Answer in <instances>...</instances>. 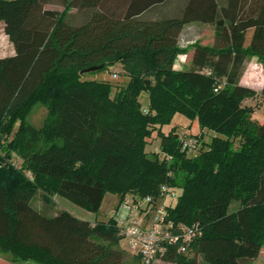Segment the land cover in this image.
Here are the masks:
<instances>
[{"label":"trees","instance_id":"trees-1","mask_svg":"<svg viewBox=\"0 0 264 264\" xmlns=\"http://www.w3.org/2000/svg\"><path fill=\"white\" fill-rule=\"evenodd\" d=\"M168 1L0 0V23L14 47L0 57V251L12 264H123L115 217L92 224L67 211L47 215L31 204L38 190L98 214L107 194L157 198L163 185L180 190L169 218L203 229L191 248L196 257L171 252L166 260L244 264L259 257L264 123L253 129L242 104L256 92L241 80L252 58L264 66V0H188L177 16H146ZM57 4L64 12L46 8ZM73 8L89 13L84 24L67 23ZM207 25L222 46L197 41ZM189 48L200 71H176ZM117 65L130 81L114 97L111 83L82 74ZM37 104L48 111L41 128L28 122ZM178 114L217 134L194 158L181 151L176 127L162 130ZM154 132L159 152L150 154ZM13 154L21 168L3 164Z\"/></svg>","mask_w":264,"mask_h":264},{"label":"rangeland","instance_id":"rangeland-1","mask_svg":"<svg viewBox=\"0 0 264 264\" xmlns=\"http://www.w3.org/2000/svg\"><path fill=\"white\" fill-rule=\"evenodd\" d=\"M58 1L61 2L62 0ZM187 2L188 0H169L164 5L157 6L151 9V11L146 16L148 18H168L177 16L180 14L182 8L185 7ZM46 8L52 11H57L59 13H62L65 10L64 6L60 4L47 5ZM88 17L89 13L87 11L73 8L67 12L66 21L68 24H71L73 26H80L87 21ZM2 25L3 24L0 23V57H6L14 54V47L10 42L8 36L5 34ZM201 34L202 35L200 36V38H197V41H199L202 45L222 46L221 40H219V38L217 37L215 28L212 25H207ZM250 37L251 30L245 28L242 36L243 43H248ZM192 52L193 49L189 48V51L186 54L178 56L174 67L176 71H180L183 69L200 71L199 68L195 67L192 64ZM84 79L111 83L113 85L112 97H114L115 94L120 90L126 88L130 81L128 71L125 70L121 65L114 66L108 71L88 73L85 75ZM243 79V85L253 89L256 92V95L254 97L245 99L242 104L249 109L253 129H255L257 126L264 123V97L261 95L264 88V66L258 58L255 57L250 60L244 73ZM140 101L143 111L146 112L149 106V95L147 93H143L140 97ZM47 114V109L43 105L37 104L30 113L28 122L36 128H41L44 124ZM174 127L178 129L177 133L179 135H181L183 132H187L189 135L195 136L199 139L201 146L197 156L200 155L203 151L207 150V145H209L212 139L217 136V134L212 131L201 129L197 121H190L180 114L174 117L170 126H165L162 130L165 133H169L170 130H172V128ZM17 128L18 124L16 126V129ZM159 142L160 141L157 138V132H154L152 138L148 139L149 144L146 148L147 153L151 154L157 152L156 150L160 145ZM240 143L241 137L237 136L234 139L233 149L239 150ZM25 174L27 176L28 172L26 171ZM177 193H180V190H178ZM132 194L133 193H128L123 200H121V198L117 195L107 194V198H105L103 203V209L98 214L89 212L60 196H54L50 198L42 190H38L31 204L35 209L47 215H53V212L56 209L59 211L66 210L72 215L85 218L86 220H98L97 222L106 223L111 219V217H114L115 211L118 209V207L121 206L122 212L125 210L127 211L126 202L128 200V196ZM238 207V203H233L230 209L231 211H235ZM121 209L119 210L116 217H119L121 215ZM119 237L120 240L117 246L125 253L123 264H138L135 259H137L139 249L136 246H133L126 238H122L121 236ZM196 253L197 247L188 251V253L182 257V259H184V261H189L196 257ZM198 259L200 260V258ZM0 264H12V256L8 253H2L0 251ZM165 264L179 263L177 261L171 262L167 260L165 261ZM244 264H264V248L261 250V253L257 259L245 262Z\"/></svg>","mask_w":264,"mask_h":264},{"label":"built area","instance_id":"built-area-1","mask_svg":"<svg viewBox=\"0 0 264 264\" xmlns=\"http://www.w3.org/2000/svg\"><path fill=\"white\" fill-rule=\"evenodd\" d=\"M5 140L1 141L3 145ZM181 151L188 158L197 156L200 150V141L197 137L183 132L180 135ZM161 160L171 162L172 157L161 154ZM22 161L13 154L3 161L4 165L21 168ZM27 177L32 179L31 173ZM178 190L168 185L161 187L159 197L128 196L125 214L114 216L119 229V236L126 238L139 249L138 264H156L166 260L169 253L186 255L194 243L203 235L199 222L192 225L175 223L169 218V208L178 199ZM127 199V198H126Z\"/></svg>","mask_w":264,"mask_h":264},{"label":"crops","instance_id":"crops-1","mask_svg":"<svg viewBox=\"0 0 264 264\" xmlns=\"http://www.w3.org/2000/svg\"><path fill=\"white\" fill-rule=\"evenodd\" d=\"M208 26H209V25H208ZM201 35H202V34H201ZM243 80H244V79L242 78V80H241V85H243ZM243 86H245V85H243ZM159 144H160V143H159ZM156 151L159 152V148H158ZM56 197H58V196H56ZM106 198H107V196H106ZM102 209H103V206H102L101 210H102ZM120 209H121V206L115 211V215L118 214V212H119ZM101 210H100V211H101ZM61 211H66V210H61ZM58 212H60V211L56 209L53 213L56 214V213H58ZM67 212H68V211H67ZM69 213H70V212H69ZM120 213H121V215H124V214H125V211L122 212V209H121V212H120ZM115 215H114V216H115ZM121 215H120V216H121ZM120 216H119V217H120ZM76 217H78V216H76ZM78 218H81V217H78ZM81 219L86 220L85 218H81ZM97 219H98V218H97ZM86 221H89V222H91V223H95V222H97L98 220H86ZM132 258H133V257H132ZM135 260H136V262H138V257H137V259H135ZM156 264H165V260H163V261H162V260L157 261Z\"/></svg>","mask_w":264,"mask_h":264},{"label":"water","instance_id":"water-1","mask_svg":"<svg viewBox=\"0 0 264 264\" xmlns=\"http://www.w3.org/2000/svg\"><path fill=\"white\" fill-rule=\"evenodd\" d=\"M99 69V67H91V68H88V69H85L82 71V74H88V73H92V72H95Z\"/></svg>","mask_w":264,"mask_h":264}]
</instances>
